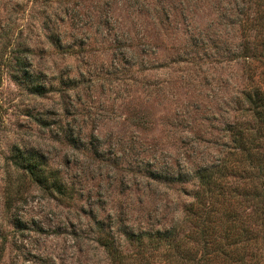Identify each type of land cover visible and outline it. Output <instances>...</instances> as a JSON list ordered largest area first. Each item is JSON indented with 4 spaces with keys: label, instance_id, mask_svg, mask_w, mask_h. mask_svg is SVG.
<instances>
[{
    "label": "rangeland",
    "instance_id": "374dc122",
    "mask_svg": "<svg viewBox=\"0 0 264 264\" xmlns=\"http://www.w3.org/2000/svg\"><path fill=\"white\" fill-rule=\"evenodd\" d=\"M257 89L263 0H0V264H193L204 250L216 264L223 231L203 248L204 211L235 214L259 240L232 257L264 264L242 195L246 151L264 167V107L243 94ZM218 164L196 219L198 176Z\"/></svg>",
    "mask_w": 264,
    "mask_h": 264
},
{
    "label": "trees",
    "instance_id": "16d2710c",
    "mask_svg": "<svg viewBox=\"0 0 264 264\" xmlns=\"http://www.w3.org/2000/svg\"><path fill=\"white\" fill-rule=\"evenodd\" d=\"M264 4V0H263ZM245 99L247 100L250 107H253L254 111L256 107L263 108L264 107V92H259V90H255L254 93H251V91H244L243 92ZM256 112V111H255ZM260 137H264V134H261ZM258 138V135L255 134V140ZM245 152V149H242ZM253 150H247L245 160L248 161L247 167L250 171V173L254 172V175H252L251 180H249L246 185H248V188H242V195L245 197L246 200L250 201V204L252 206V217L255 218V220L259 219L261 222H256L255 225L256 228H258L260 225L264 226V167L257 166L254 159V152ZM253 153V154H251ZM17 158V157H16ZM259 161V160H257ZM14 164L17 167H24L25 171H27L28 174H30L33 179L39 183L42 187H47L48 185H51L54 187L55 190L61 192L60 182L56 179L54 175H52V179L49 182V177H47L42 171H39L37 168L34 167V165L30 164L29 161L27 162V166H23L22 162L18 159L14 160ZM255 164V166H254ZM223 164H218L217 166H210L207 170L203 171L198 176L199 181V188L195 191L193 195V201L189 205V207L186 209L188 213L190 211H193V207L198 208H204V199L210 200V197L212 196V193L215 190H218V184L216 182V179H220L219 174L222 171ZM54 174V173H53ZM244 184V185H245ZM192 215H194L197 219V212L193 211L190 212ZM210 215L209 211L202 212V215L200 216L201 219L195 220V224L197 226V233L200 235V239L203 242V248L206 249L209 245L213 243L212 238L209 234V231L214 230L217 232V230L223 231V234L219 236V239H217V245L216 248H213L210 251H215L216 254L213 255V260H217L215 262L216 264H241L239 260H237V257H232L233 251L230 250L229 247L231 245H235L237 243L245 242H257L259 239L257 235L253 234L254 231H251L249 228L236 225V215L229 214L228 217H225L224 222H216V221H210L208 219V216ZM210 223H212V228L209 227ZM250 224V223H249ZM251 225V224H250ZM249 227V225H247ZM173 229H170L169 231L162 233L160 237H163L165 239V244L167 246V250L174 249L173 251H170L171 253L178 251L181 248V245L178 244V242L175 239V233L173 232ZM256 231V230H255ZM264 232V231H263ZM197 234V235H198ZM264 237V236H263ZM231 240V242H226L227 239ZM262 239V237H261ZM221 240L224 241V244L220 242ZM105 249L108 252V254H112V247L109 244H105ZM259 249V247H258ZM168 250V251H169ZM209 251V252H210ZM208 253L206 250H204V256L200 257V259H197V262H194L193 264H205L207 262V255ZM228 255V256H227ZM220 256H223L224 259L222 262H219L218 259H220ZM179 259H181V253L179 254ZM227 257V258H226ZM230 258V259H229ZM212 262V260H211ZM166 264H170L166 262Z\"/></svg>",
    "mask_w": 264,
    "mask_h": 264
},
{
    "label": "clouds",
    "instance_id": "9594fccd",
    "mask_svg": "<svg viewBox=\"0 0 264 264\" xmlns=\"http://www.w3.org/2000/svg\"><path fill=\"white\" fill-rule=\"evenodd\" d=\"M23 135V134H22Z\"/></svg>",
    "mask_w": 264,
    "mask_h": 264
}]
</instances>
